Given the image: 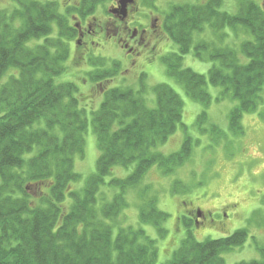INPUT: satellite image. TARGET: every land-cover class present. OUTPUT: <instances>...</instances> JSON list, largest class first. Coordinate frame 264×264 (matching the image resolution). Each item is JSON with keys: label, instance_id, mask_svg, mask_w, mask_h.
<instances>
[{"label": "trees", "instance_id": "obj_1", "mask_svg": "<svg viewBox=\"0 0 264 264\" xmlns=\"http://www.w3.org/2000/svg\"><path fill=\"white\" fill-rule=\"evenodd\" d=\"M105 1L74 0L81 5L76 7L59 0H13V8L0 9V264L157 262V239L145 228H122L114 234L106 221L128 207L130 191L139 190V223L155 227L160 238L167 235L164 223L169 214L160 209L157 192L143 180L153 166L170 175L192 155L191 136L176 152L157 150L179 125L186 127L181 96L161 82L150 88L156 104L149 106L144 82L139 80L138 89L108 82L125 68L119 62L108 63L104 56H87L91 68L77 60L87 82L102 95L97 108L87 105L79 82L57 81L68 72L73 43L77 45L78 31L70 16L95 13ZM222 5L223 0L171 5L163 27L177 49L162 54L161 62L166 74L194 101L210 105L208 82L221 87L217 99L236 100L229 124L239 134L242 116L255 112L263 100L264 3L240 0L237 13L222 11ZM206 26L221 39L226 28L243 31L246 39L238 47L206 39L195 43L194 33H204ZM192 51L194 57L215 63L208 76L183 66L184 56ZM90 123L99 149L96 169L82 188L75 189L73 184L82 178L75 170V158L85 156ZM208 123L204 110L195 124L203 132L209 128L217 140L220 129ZM117 167L127 174L113 175ZM103 187L113 197L102 199L98 206ZM247 238L246 228L203 241L189 231L163 264H226L222 254L243 246ZM258 249L260 260L239 264H264V245Z\"/></svg>", "mask_w": 264, "mask_h": 264}, {"label": "rangeland", "instance_id": "obj_2", "mask_svg": "<svg viewBox=\"0 0 264 264\" xmlns=\"http://www.w3.org/2000/svg\"><path fill=\"white\" fill-rule=\"evenodd\" d=\"M205 1L207 0H152L158 7V14L161 15H166L173 4H194ZM239 1L223 0L221 10L237 13ZM255 1L259 4L264 3V0ZM61 2L64 3L63 0ZM14 5L13 0H0V9L13 8ZM103 7L81 21L73 20L72 15L70 16L72 25L76 26L77 22H83L86 29L89 26L92 27V33L94 30L98 32L104 29L101 34L92 35L91 39L95 42L89 44L90 51L85 55L84 68H91L86 62L89 55L93 57L104 56L108 63L110 60L107 58L120 59L126 56V53L118 48L116 42L114 43L109 38V36L114 35L113 27H107L106 24L109 22V18L113 16L107 12L108 6ZM162 29L164 30V27ZM105 34L108 38L105 37ZM243 37H245L243 31L235 33L226 28L221 39L219 35L218 37L212 35L208 26H206L204 33H194L195 43L198 39H206L218 45L231 47H238L240 42L246 39ZM76 39L77 37L74 41ZM157 45L155 51L157 55L154 56V60H148L146 73H141L139 78L140 82H144L148 87V93L145 96L147 103L151 107L156 104L155 94L150 89L152 86L161 82L169 83L184 102L182 122L186 126L179 125L176 132L170 136L165 144L159 145L157 150L165 154L176 152L180 150L185 137L191 136L194 141L192 155L183 166L170 175H164L157 166H153L143 180L145 185L150 184L157 192L160 209L169 214L164 223V227L168 229L165 237L160 238L155 227L139 223V190L130 191L127 194L128 207L116 218H111L106 223L113 228L114 234H117L122 228L136 229L140 226L145 228L146 233L150 237L156 238L158 242L159 255L155 264H163L171 259L174 251L178 249L189 231L197 240L203 241L228 236L239 228L248 230L247 241L243 246L222 254L226 264H239L243 261L259 259L261 254L258 247L264 245V90L261 94L263 99L261 105L255 112L245 113L242 116V132L235 134L230 129L229 115L238 102L230 96L217 99L221 87L214 86L209 82L207 89L212 96V102L209 106L191 99L184 89L166 74L165 66L161 62V55L176 51V45L169 40L165 32L160 36ZM77 49L81 50L79 46L77 47L73 43L71 54H73V50H75V54L73 59L71 56L69 62L67 61L69 70L58 77L57 81L79 82L81 85L80 94L87 97V105L97 108L102 100V95L98 94V89H95L91 82L84 87L87 82L86 76L84 77L86 72H81L80 66L78 68ZM214 64L212 61L194 57L193 51L185 55L183 60L184 67L191 68L206 76ZM125 67L127 65H124L123 70ZM136 71H131L129 75L119 74L116 78L117 84L133 85L134 88L138 89L140 82L137 79L139 75L136 74ZM92 109H88V113ZM204 110L208 113V124L218 126L221 131L217 140H215L212 132L209 133V128H207L208 131L203 132L195 124L198 115ZM208 124L205 126L208 127ZM85 141V156L83 158L76 156L75 158V170L82 176L80 181L73 184L75 189L82 188L87 178L96 169L99 149L91 123L85 133ZM126 174L127 172L123 168L117 167L114 169L113 175L125 176ZM109 179L110 177L106 180ZM176 182L177 185H175ZM102 190L103 195L100 194L98 206L102 204V199L111 201L113 197V192L106 190V187H103ZM71 201L68 196L65 200L66 205L69 206ZM199 210L203 212V215H206L204 220H200L202 223L197 222ZM185 216H187V223L183 222Z\"/></svg>", "mask_w": 264, "mask_h": 264}, {"label": "flooded vegetation", "instance_id": "obj_3", "mask_svg": "<svg viewBox=\"0 0 264 264\" xmlns=\"http://www.w3.org/2000/svg\"><path fill=\"white\" fill-rule=\"evenodd\" d=\"M59 1L61 2V0ZM64 1L66 2V4L62 3L64 5L75 4L74 6L76 7L81 6L77 4L78 2H74V0ZM103 6H108L107 12L113 16L109 18V22L106 24L107 27H113L112 31L114 35L109 36V38H111L114 43L116 42L118 48H121L126 53V56L123 58L110 59V64L119 62L121 66L123 64L122 67L127 65L123 71L124 73L127 72L125 74L129 75L131 71L137 70L136 74L140 77L141 73H146L148 60L157 55L155 51L158 46L157 43L160 41V36L164 33L162 27L165 22V15L158 14V7L155 6L152 0H133L131 3L127 4L124 11L121 10L119 0H106L99 5L95 12ZM88 16L89 15L83 17L79 14L72 15L73 20L77 19L78 21ZM77 26L78 37L76 42L77 47L79 46L81 50L77 49L76 53L78 54L80 65H83L85 60L84 54L90 51V45L95 42V40L91 39L92 35L101 34L104 29L98 32L94 30V33H92V27L89 26V28L86 29L83 22H77ZM105 37H107L106 34ZM108 82L110 84L116 82L115 77L108 78ZM199 214L200 216L197 222H200L201 219L204 220L206 217V215H203V212L199 211Z\"/></svg>", "mask_w": 264, "mask_h": 264}, {"label": "water", "instance_id": "obj_4", "mask_svg": "<svg viewBox=\"0 0 264 264\" xmlns=\"http://www.w3.org/2000/svg\"><path fill=\"white\" fill-rule=\"evenodd\" d=\"M133 0H119L121 10L124 11L128 3H131Z\"/></svg>", "mask_w": 264, "mask_h": 264}, {"label": "bare ground", "instance_id": "obj_5", "mask_svg": "<svg viewBox=\"0 0 264 264\" xmlns=\"http://www.w3.org/2000/svg\"><path fill=\"white\" fill-rule=\"evenodd\" d=\"M122 212H123V211H122ZM120 213H121V212H120ZM120 213H119V214H120ZM246 241H247V239H246ZM260 259H261V258H259V259H252V260H260ZM252 260H250V261H252ZM250 261H248V262H244V261H243V262H244V263H249ZM241 263H242V262H241Z\"/></svg>", "mask_w": 264, "mask_h": 264}]
</instances>
